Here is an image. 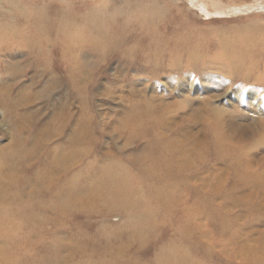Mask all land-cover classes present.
<instances>
[{
  "label": "rangeland",
  "instance_id": "374dc122",
  "mask_svg": "<svg viewBox=\"0 0 264 264\" xmlns=\"http://www.w3.org/2000/svg\"><path fill=\"white\" fill-rule=\"evenodd\" d=\"M166 2L156 27L112 25L93 39L90 0H0L1 35L16 37L0 54L1 184L31 187L80 135L85 163L114 159L131 178L143 176L138 158L166 155L169 186V208L136 223L142 235L119 209L48 212L24 251L0 245V264H156L160 247L193 264H264V0ZM75 22L74 40H55Z\"/></svg>",
  "mask_w": 264,
  "mask_h": 264
},
{
  "label": "bare ground",
  "instance_id": "6f19581e",
  "mask_svg": "<svg viewBox=\"0 0 264 264\" xmlns=\"http://www.w3.org/2000/svg\"><path fill=\"white\" fill-rule=\"evenodd\" d=\"M195 5L197 6V4ZM200 7L205 9L206 4H200ZM80 26V23L77 22L72 23L69 27L63 25L61 35L55 40H58V42H64L66 39L74 40V34ZM96 28L94 34L90 35L93 39L97 38L100 28L103 27L96 26ZM1 34L4 33L0 31V54L5 51L4 43L14 42L13 40L16 39L13 35L2 36ZM47 40L48 38L40 42L36 41L35 44L37 42H39L38 45L47 44ZM43 138H40L41 140L37 141L32 148V153H35V156L33 155L34 158L40 155L39 151L46 140V138L42 140ZM83 139H85L84 136L80 135L75 138L74 150L70 155L68 152L65 156L56 155L50 161H47L48 159L44 160L43 170L45 174L42 176L40 171H34L35 173L29 176L31 181H33L32 183H34L31 187L26 188L20 185L14 188L11 186L13 184H1L0 182V245L2 247L24 251L28 247L25 241L32 235L36 225L40 224V231L45 230L48 212H54L62 219L71 211L80 217L83 214L106 215L119 209L124 212L129 223H135L130 230L133 233L135 231L142 235L139 231L142 228L136 223L145 221L147 218L153 219V216L157 215L159 210H161L160 207L169 208L167 205L169 199L166 197L169 186L166 182H163L167 176L164 177L161 173L164 170L167 171L168 165L165 164L166 155L159 153L149 159L148 162L138 158L135 163L141 167L138 171L144 177L131 178L130 174L128 175V168L123 167L122 163L114 161V159L108 163L100 164L99 156L96 154L85 163L87 150L83 148ZM144 164L147 167H143ZM159 171L161 172L159 173ZM150 179L156 182H163L165 187L162 189L158 188L155 186L156 183L148 182ZM137 182H143V185L146 183L147 199L151 200L156 206L150 205V202L144 199L141 187L135 185ZM39 196L43 197L44 200L35 203ZM4 199L8 201L6 205H2ZM38 209L44 213L45 219L43 217V219H37L34 211ZM21 233H26L24 239L20 235ZM129 236L122 240L123 242H120L118 246L129 245L127 244L131 242H128ZM140 239L142 243L144 239L142 237ZM165 249V247L164 249L160 247L156 251L153 257V261L156 264H185L186 260L189 259L183 250L175 248ZM193 262L192 259H189L186 264H193Z\"/></svg>",
  "mask_w": 264,
  "mask_h": 264
},
{
  "label": "clouds",
  "instance_id": "9594fccd",
  "mask_svg": "<svg viewBox=\"0 0 264 264\" xmlns=\"http://www.w3.org/2000/svg\"><path fill=\"white\" fill-rule=\"evenodd\" d=\"M3 8L8 10L10 5L5 3ZM167 8L166 0H90L88 10L82 15L87 23L99 27L120 25L149 30L163 22ZM33 10V5L24 4L20 14L29 16Z\"/></svg>",
  "mask_w": 264,
  "mask_h": 264
}]
</instances>
